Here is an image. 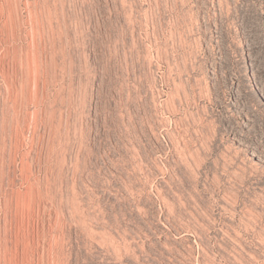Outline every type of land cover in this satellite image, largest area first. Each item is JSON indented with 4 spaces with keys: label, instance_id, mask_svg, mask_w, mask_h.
Instances as JSON below:
<instances>
[{
    "label": "rangeland",
    "instance_id": "1",
    "mask_svg": "<svg viewBox=\"0 0 264 264\" xmlns=\"http://www.w3.org/2000/svg\"><path fill=\"white\" fill-rule=\"evenodd\" d=\"M44 263L264 264V0H0V264Z\"/></svg>",
    "mask_w": 264,
    "mask_h": 264
},
{
    "label": "bare ground",
    "instance_id": "2",
    "mask_svg": "<svg viewBox=\"0 0 264 264\" xmlns=\"http://www.w3.org/2000/svg\"><path fill=\"white\" fill-rule=\"evenodd\" d=\"M41 74V73H40ZM9 83V82H8ZM46 85V84H45ZM3 86V85H2ZM25 86V85H24ZM35 100V99H34ZM16 109V108H15ZM35 114V113H34ZM25 201V200H24ZM23 203V202H22ZM19 205V204H18ZM57 224V223H56ZM12 254V253H11ZM42 256V255H41ZM181 256H182V253H181ZM183 257H185V255H183ZM29 259V258H28ZM127 259V258H126ZM132 259V258H131ZM179 259V258H178ZM183 259H185L186 260V258H183ZM18 260V259H17ZM45 260V259H44ZM119 260V259H118ZM180 260V259H179ZM179 260L178 261H176V262H179ZM32 261V260H31ZM25 261H23V263H24ZM139 262V261H138ZM180 262H182V261H180ZM179 262V263H180ZM185 262V261H184ZM45 264V263H44ZM56 264V263H55ZM135 264H137V263H135ZM144 264V263H143Z\"/></svg>",
    "mask_w": 264,
    "mask_h": 264
}]
</instances>
